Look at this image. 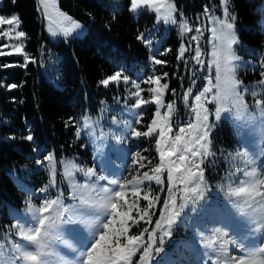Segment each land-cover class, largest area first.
<instances>
[{
	"label": "snow or ice",
	"instance_id": "6c2138e0",
	"mask_svg": "<svg viewBox=\"0 0 264 264\" xmlns=\"http://www.w3.org/2000/svg\"><path fill=\"white\" fill-rule=\"evenodd\" d=\"M40 3L52 35L69 38L82 28L80 23L58 9L56 0H40ZM220 5L222 16L215 15L207 5L204 7L203 15L210 27H192L186 19L179 23L182 35L194 33L190 41L195 47L192 43L186 45L182 42L177 56L187 64L185 53L194 52L190 59L199 67L192 70V84H196V71L205 67L209 71L201 90L193 94L192 87H189L183 93L182 99L190 116L186 122L174 125L176 102L165 104L164 96L169 85L161 83V79L167 77V73L148 75L142 82L131 81L135 89L129 93V98H134L131 107L139 110L154 104L156 109L146 130L127 126L131 128L133 138L154 137L158 162L153 163L148 157L136 153L133 164L147 170H138L130 178L118 180L98 174L95 167H84L74 160L63 161V175L71 189L68 197L75 203L65 204L63 192L55 198L44 197L39 205L32 203L29 195L25 200L29 219L18 218L8 228L17 239L9 241L7 249L0 243V264H152L165 251V244L171 240L174 227L185 210L191 208L196 212L210 190L205 180V163L214 156L211 134L216 124L229 114L247 125H255L254 131L264 137V88L250 90L238 78L237 62L241 57L234 47L239 44L235 30L237 16L229 10L230 0H220ZM128 10L133 13L154 12L158 23L177 24L174 0H129ZM20 23L18 17L0 16V39L18 41L0 43V56L21 55L24 58L22 66L27 67L36 61L25 51L23 40L26 33L19 30ZM5 25L8 26L6 29ZM204 31L210 33L209 42L212 44L211 58L207 63L201 47ZM137 39L151 43L145 41L143 33ZM168 51L171 50L165 49L160 55ZM152 60L157 65L166 63L155 56ZM259 67L262 79L258 83L264 86V60L259 62ZM129 80L123 70H118L99 83L107 88L110 84H128ZM141 83L149 87L144 89ZM145 91L150 94L149 99L143 97ZM171 92L176 94L175 89ZM246 94L253 98L251 108ZM209 105H214V109ZM162 109L165 110L162 112ZM142 120L141 112L135 123L139 125ZM91 125V119L85 117L83 128ZM75 134L79 137L81 129L77 128ZM26 139L32 141L33 136L29 134ZM115 139L118 143L123 141L119 135ZM260 155L264 156V150ZM232 160L243 163V168L237 169L243 179L233 180L235 173H229L228 183L220 184L218 188L230 200L236 213L247 219L250 230L244 239L256 242L245 244L244 239L230 237L227 231L216 228L202 243L211 250V254H206L211 264H264V161L261 168L250 167L255 161L247 149L236 151ZM45 161L50 180L48 185L39 189L40 193H46L56 183V159L48 154L43 160L37 159L36 163ZM77 173L84 177L83 182L77 181ZM165 178L167 196L163 198L157 216V205L162 199L160 193L165 191ZM153 182L160 186L159 192L153 191ZM141 201L145 203L141 204ZM73 225H83L87 231L80 247L63 239L64 226ZM134 228L139 231H133ZM69 231L78 230L69 227ZM58 244L70 249L71 258L57 251ZM233 250L238 254H232Z\"/></svg>",
	"mask_w": 264,
	"mask_h": 264
},
{
	"label": "rangeland",
	"instance_id": "374dc122",
	"mask_svg": "<svg viewBox=\"0 0 264 264\" xmlns=\"http://www.w3.org/2000/svg\"><path fill=\"white\" fill-rule=\"evenodd\" d=\"M97 2L109 11H118L123 8L124 0H97ZM219 4L217 6L209 7L217 16H222V8ZM1 5V0H0ZM39 6L43 19V28L45 36L48 41L53 44L66 43L69 40L75 38H82L90 23V16L88 14L77 15V11L66 2V0H56V6L58 9L70 16L73 20L82 25V28L74 33L69 38H64L61 35H52L49 28V21L44 15L43 5ZM230 8V5H229ZM230 10V9H229ZM261 12V25L264 27V4L260 6ZM142 12H147L154 16V24L147 29L143 34L145 41H151L150 44H146L142 41L143 45L148 50V57L145 64L138 68H125L123 66L115 65V71L123 70L125 75H128L130 80L128 84L120 83L119 85L110 84L107 88L104 86V90H109L114 87V94L110 100L102 99L99 102L97 110L94 114H90L88 109L85 108L83 112L77 115L76 124L77 128L81 129V135L78 139H83L86 147L89 150V158H84L79 155L71 157H55L56 159V183L50 187L46 193H40L39 189L49 184L50 172L45 161L43 164H37L32 168L25 169L20 175L10 174L11 180L20 193V205H16L13 202H1L0 209V243L5 245V248H9V241L17 239L14 233L8 232V228L13 224L16 219L27 220L29 215L26 213L25 200L31 196L32 203L39 205L44 197L55 198L59 192L64 193L65 204H74L75 201L69 199L68 194L71 191L68 181L63 175V161L74 160L77 164L84 167H95L96 171L100 175H106L109 179H124L130 178L131 175L136 174L147 169H139L138 165L133 164V158L136 153H140L142 156H146L153 161L158 162V155L155 151V139L154 137H140L133 138L130 135L131 128L136 127L141 131L146 130V125L150 123L151 118L154 115L156 106L154 104H148L141 109H133L131 107L134 102V98H129V93L135 91L132 87L131 81L142 82L148 75H161L167 73V77L161 79V83H167L169 89L164 96L165 104L171 101L176 102V112L173 116L174 125H179L186 122L190 116L188 109L185 107V103L182 99L183 93L187 88L192 87L193 94L201 90L206 83L205 77L209 75L207 67L203 70L195 72L196 84H192V70L198 68L194 61L190 59L194 52H186L185 57L188 63L178 60V50L181 43H192L190 36L194 33L181 34L179 23L182 20L189 21L192 27L201 26L202 28L210 27L203 12L197 14L194 20L187 18L181 11L176 12L177 24H165L162 21L157 22L156 14L154 12L142 10L137 13L129 11V13L137 19ZM182 14V15H181ZM2 16V15H0ZM17 17L16 14L4 16L5 18ZM5 29L7 25L3 26ZM19 30H21L19 25ZM176 38L174 59H171V52H167L165 55H160L168 48V40L171 35ZM210 33L204 31V35L201 38V47L204 55V60L207 63L210 60V53L212 51V44L209 42ZM18 41H9L6 38L0 39V43H16ZM26 47V38L23 40ZM237 55L241 57V60L237 62V76L244 81V85L250 90L252 88L261 89L258 81L262 79L259 67V62L262 60L261 56L254 50V48L243 45L240 41L235 45ZM9 49H5L8 51ZM26 51V48H25ZM27 53V51H26ZM20 57L24 64V58L21 55H8ZM30 56V55H29ZM166 61L164 64L157 65L153 62L152 57ZM6 57V56H0ZM37 60L39 61L41 74L44 78L51 82L53 85L58 86L60 82V74L58 71L59 56L49 48L42 46L39 50ZM240 73L248 75V79L240 78ZM257 73V76H256ZM214 75V72L212 73ZM245 76V75H244ZM141 87L147 89L149 85L141 83ZM175 89L176 94L173 95L171 90ZM264 94V93H262ZM145 99L150 98V94L146 91L142 93ZM246 100L249 102L250 108L253 98L250 94H246ZM209 108L214 109V105H209ZM165 109H162L163 112ZM143 113V120L141 124H136L135 120L140 113ZM88 117L92 121V125L84 129V118ZM226 127L229 128L231 134L226 135ZM255 125H247L242 120H236L234 117L225 114L212 131V151L214 156L210 157L205 163V180L209 186V191L206 194L205 200L201 201L197 207V211H191V208L185 210V214L180 218V221L174 227L173 236L171 240H168L165 244V251L157 257L152 264H211L206 254H211V250L206 248L202 243L205 237L212 235L213 230L216 228L221 231H227L230 237L236 239H244L248 236L250 225L247 219L240 217L236 210L232 207L230 200L224 195L223 191L218 188L220 184L228 183L227 177L229 173H235L232 177L233 180L243 179L242 173L237 171L238 168H243V163L239 160H232V156L236 151L240 149H247L253 157L255 163L250 167H262V161L264 156L260 155L264 150V137H261L257 131H254ZM77 131V130H76ZM122 136L123 141L117 142L115 137ZM234 135V136H233ZM230 139H233L230 141ZM37 159L38 154H37ZM43 160V159H40ZM33 171L42 172L46 178L45 182L38 188H34L30 184V175ZM77 181L83 182L84 177L77 173ZM105 183V182H101ZM154 192H159L160 186L154 182L151 184ZM165 191L160 193L162 199L161 203L157 205V212L163 206L162 200L167 196V181L165 178ZM141 201V204H144ZM144 226V225H142ZM69 227L76 228L78 231H69ZM203 233V235H201ZM87 236V231L83 225L64 226L63 239L69 243L80 247L83 243L84 237ZM255 240L244 239L245 244H253ZM57 251L61 255L71 258L72 254L70 249L64 245L58 244L56 246ZM232 254H238L233 250Z\"/></svg>",
	"mask_w": 264,
	"mask_h": 264
},
{
	"label": "trees",
	"instance_id": "16d2710c",
	"mask_svg": "<svg viewBox=\"0 0 264 264\" xmlns=\"http://www.w3.org/2000/svg\"><path fill=\"white\" fill-rule=\"evenodd\" d=\"M66 2L77 15L88 14L90 23L82 38L53 44L44 33L39 0H1L0 15H17L20 28L26 33V51L36 62L24 67L20 57L0 58V205L3 201L20 205V193L10 174L20 175L23 170L32 168L37 154L40 159L48 154L89 158L84 140L75 134L77 115L85 108L94 114L102 99H111L114 87L104 90L99 81L113 74L115 65L138 68L148 57L147 48L137 36L154 24L153 15L142 12L135 19L128 10L129 0H124L123 8L118 11L102 8L97 0ZM174 2L177 10L190 20L203 12L205 5L219 4L218 0ZM263 4L264 0H230L229 8L237 16L235 30L239 41L254 48L262 60L264 27L259 8ZM175 43L172 34L168 40L171 59H174ZM42 46L59 56L58 86L41 74L37 56ZM239 75L248 79L247 74ZM226 129V135L231 134L229 128ZM29 134L33 136L32 141L26 139ZM45 180L42 172L33 171L30 175L34 188Z\"/></svg>",
	"mask_w": 264,
	"mask_h": 264
}]
</instances>
